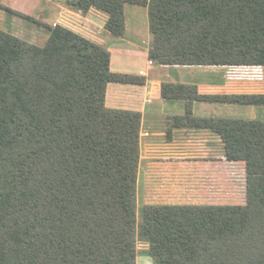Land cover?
<instances>
[{
  "label": "trees",
  "instance_id": "1",
  "mask_svg": "<svg viewBox=\"0 0 264 264\" xmlns=\"http://www.w3.org/2000/svg\"><path fill=\"white\" fill-rule=\"evenodd\" d=\"M126 5L148 7L158 65L264 69V0L68 3L106 13L114 38L125 36ZM48 29L43 47L0 30V264H264V121L187 124L217 133L228 161L245 164L244 206H146L138 217L142 114L108 109L106 93L144 80L113 73L108 49ZM192 91L190 100L264 106V81L213 96L165 84L162 95Z\"/></svg>",
  "mask_w": 264,
  "mask_h": 264
},
{
  "label": "crops",
  "instance_id": "2",
  "mask_svg": "<svg viewBox=\"0 0 264 264\" xmlns=\"http://www.w3.org/2000/svg\"><path fill=\"white\" fill-rule=\"evenodd\" d=\"M71 1L76 0H54L48 7L52 27L62 26L108 49L113 73L144 80L142 85L109 84L106 93L108 109L142 114L138 211L146 206H244L245 164L228 161L217 133L187 124L194 120L242 119L235 115L255 108L261 110L264 106L190 100L193 91L186 93V98H164L162 88L165 84L196 87L197 94L213 96L218 90H225L229 83L263 82L264 69L158 65L149 59L153 38L148 7L126 5L125 36L114 38L105 29L109 19L106 13L96 9L87 14L74 11L67 5ZM41 2L34 1L33 5L38 7ZM242 120L264 121L254 116ZM145 262L151 264L152 259L138 257L137 264Z\"/></svg>",
  "mask_w": 264,
  "mask_h": 264
},
{
  "label": "rangeland",
  "instance_id": "3",
  "mask_svg": "<svg viewBox=\"0 0 264 264\" xmlns=\"http://www.w3.org/2000/svg\"><path fill=\"white\" fill-rule=\"evenodd\" d=\"M39 1V0H34ZM33 0H0V30L19 37L31 44L39 47L45 46L49 38V29L52 27V18L50 17L49 6L54 0H43L39 5L34 6ZM50 1V2H49ZM68 5V4H67ZM1 7L12 10L13 12H7ZM18 11L26 12L19 13ZM55 27V26H54ZM261 110L242 111L237 113V118L246 119L247 117L254 116V119H262ZM253 118V117H252ZM141 215V209L138 211V217ZM140 221V219H138ZM139 227V223H138ZM146 244L140 243L138 250L140 252L147 249ZM145 262L144 264H146ZM153 262H151L152 264ZM141 264V263H140ZM143 264V263H142Z\"/></svg>",
  "mask_w": 264,
  "mask_h": 264
},
{
  "label": "built area",
  "instance_id": "4",
  "mask_svg": "<svg viewBox=\"0 0 264 264\" xmlns=\"http://www.w3.org/2000/svg\"><path fill=\"white\" fill-rule=\"evenodd\" d=\"M152 64V63H151Z\"/></svg>",
  "mask_w": 264,
  "mask_h": 264
}]
</instances>
